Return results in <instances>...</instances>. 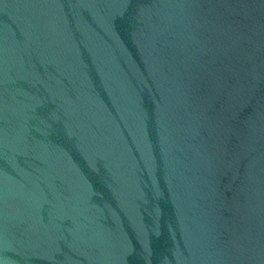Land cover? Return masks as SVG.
<instances>
[{
    "label": "water",
    "instance_id": "obj_1",
    "mask_svg": "<svg viewBox=\"0 0 264 264\" xmlns=\"http://www.w3.org/2000/svg\"><path fill=\"white\" fill-rule=\"evenodd\" d=\"M0 264H264V0H0Z\"/></svg>",
    "mask_w": 264,
    "mask_h": 264
}]
</instances>
